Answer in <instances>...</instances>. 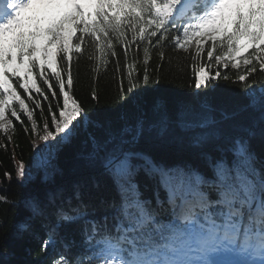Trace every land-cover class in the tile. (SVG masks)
<instances>
[{
	"label": "snow or ice",
	"instance_id": "1",
	"mask_svg": "<svg viewBox=\"0 0 264 264\" xmlns=\"http://www.w3.org/2000/svg\"><path fill=\"white\" fill-rule=\"evenodd\" d=\"M110 34L124 45V57L133 44L143 47L144 85L150 82L149 46L163 61L164 41L185 51L195 42L193 60L202 59L209 45L210 63L207 70L197 69L196 89H206L209 81L228 80V72L222 76L219 67L251 66L237 73V81L248 98L243 110L256 115L250 123H240L237 112L221 110L217 115L206 101L198 106L157 101L149 115L143 94L137 91L141 82L133 75L139 61H133L128 65L126 90L121 83L120 98L121 108L131 109L134 118L109 124L100 137L89 136L88 151L81 156L115 189L113 199L99 201L105 215L88 212L83 185L77 183L69 195L60 189L48 191L44 199L30 197L25 204L31 216L19 225L18 233L34 235L32 221L54 216V224H44L41 251H46L63 240V226L80 224L86 251L72 260L61 254L51 264H264V159L252 147L257 137L264 142V88L247 91L249 76L257 72L253 61L264 74V0H0V130L14 129L9 113L24 123L13 106L16 101L33 131L38 129L12 78L31 97L32 89L42 92L37 74L48 89L53 88L46 76L50 69L62 94V104L55 101L57 111H52V102L47 105L52 127L45 118L39 136L44 146L32 143L39 148L34 170L17 162L18 180L27 185L37 172L42 173V183L51 180L58 171L54 152L92 123L88 111L70 94L73 54L85 52L81 46L88 37L98 48L101 63L107 64L106 49L116 55ZM58 57L64 62L66 80L58 70ZM213 66L218 67L214 75ZM151 82L159 84V76ZM51 95L56 97L57 91ZM96 98L93 91L92 99ZM7 138L11 140L10 135ZM177 144L191 151L196 163L168 165L156 158L155 153ZM141 178L154 186V200L143 195ZM93 185L99 188L100 182L94 179ZM161 190L166 194L163 199ZM0 201L8 202L4 196ZM6 223L0 222V228ZM0 255L7 264L11 253L5 248Z\"/></svg>",
	"mask_w": 264,
	"mask_h": 264
},
{
	"label": "trees",
	"instance_id": "2",
	"mask_svg": "<svg viewBox=\"0 0 264 264\" xmlns=\"http://www.w3.org/2000/svg\"><path fill=\"white\" fill-rule=\"evenodd\" d=\"M174 31V30H173ZM127 32V37L131 40V33ZM80 35V33H77ZM113 47L116 52L115 56L111 55L110 50L104 58L108 60L107 64L101 63V54L88 37V41L81 47L85 49L84 53H74L72 61L73 87L70 94L77 99L92 117V123L82 126L80 133L73 138L72 142L66 144L59 152H54V163L58 169L55 175L47 183H42V173L37 172L35 179L25 185L18 180L16 176L17 162L22 161L26 169L34 170L36 153L39 148L44 146V142L39 139L43 135V123L45 118L49 119L50 115L47 109L49 102H52V111H57L55 101L59 100L62 104V94L58 91V84L55 77L51 75V70H46V76L53 88L50 90L43 83V78L36 75L37 84L41 87L42 92L36 93L31 90V97L19 88L16 78H12L13 86L17 88L21 98L25 99L29 110L34 113V119L37 123V131H33L31 121L28 120L27 114L20 110L18 101L13 103L24 121L21 124L14 117L11 118L14 129H10L8 133L0 130V196L7 198V203L0 201V222L7 221L4 228H0V254L6 248L11 255L7 259V264H51L52 260L61 254L72 260L86 251L83 244V235L81 233L80 224L65 225L60 229L62 241H58L54 246L49 245L46 251H41L42 241L46 238V229L44 224H54L55 217L49 216L45 220L32 221L35 227V234L18 233V227L24 222L29 221L30 211L26 207L25 202L32 196H38L44 199L48 191L63 189L66 195H69L74 184L83 185L84 201L87 204L89 213H93L96 217L105 215L106 209L99 203L101 199L111 200L116 196L112 182L107 177H103L98 171L88 168L81 159L82 154L88 151L87 140L89 136L95 135L100 137L104 134L105 128L109 124H119L125 119H133L134 114L131 109L121 108V83L125 90L129 81L127 78L128 65L133 61H139L136 65V71L133 73L141 83L137 91L142 93V102L144 108L151 115V108L157 102H163L171 106L176 101L190 102L198 106L200 102H207L217 111V115L221 110L227 112H237L240 123H250L256 115L251 109L244 111L248 104L246 91L237 81V73H245L251 66L241 65L240 69H234L229 65L227 70L219 67L221 75L227 71L228 80L218 79L215 83L209 81V87L206 89H196L194 87L196 80V71L201 66L209 65L206 53L209 45H205V52L202 59L193 60L195 55V42L193 47L187 51L184 49L173 48L168 41H164L166 47L165 59L160 61L156 49L152 46L151 59L148 63L150 82L147 85L142 83L143 77V47L137 48L133 44L128 52L127 57L123 56L124 45L110 34ZM155 38H153L154 40ZM75 43V40H74ZM143 45L145 42L138 41ZM254 51L251 49L249 53ZM219 49H217V54ZM247 53L246 55H248ZM215 55V54H214ZM120 63L117 64L116 61ZM253 64L257 67V72L252 73L248 78L250 87L247 91L253 89L264 88V74H261L259 65L256 61ZM157 65H162L159 71H155ZM57 67L61 74L67 77L64 71L65 65L61 58H57ZM99 69V71H97ZM207 70V67H206ZM218 70L217 66L211 68V74L214 75ZM159 76L160 83L155 84L151 81ZM22 82V81H20ZM65 90H68L67 87ZM51 91H57V96L52 97ZM96 92V99H92V92ZM47 95L48 100H44L43 96ZM39 105V107H37ZM43 109V116L41 115ZM99 125V126H97ZM27 128V131H25ZM38 133V134H37ZM11 136V140L7 137ZM39 139L41 146L34 149L32 147L33 140ZM252 147L258 157L264 159V142L257 137L252 142ZM156 158L168 165H174L184 162L196 163L192 152L184 150L179 144L173 145L165 152L155 153ZM100 182V187L93 185V180ZM141 191L146 198L154 200V186L150 181L141 178ZM163 199L166 194L161 190L159 193ZM75 203V202H73ZM6 229V230H5ZM65 243L68 247H65ZM86 259V257H85ZM5 258L0 255V264H4Z\"/></svg>",
	"mask_w": 264,
	"mask_h": 264
},
{
	"label": "rangeland",
	"instance_id": "3",
	"mask_svg": "<svg viewBox=\"0 0 264 264\" xmlns=\"http://www.w3.org/2000/svg\"><path fill=\"white\" fill-rule=\"evenodd\" d=\"M249 50H251V49H249ZM245 54H246V53H244L243 55H245ZM26 114H27V113H26ZM7 118L11 120V118L9 117V115H8ZM33 141H35V142L40 146V141H39L38 139H35V138H34Z\"/></svg>",
	"mask_w": 264,
	"mask_h": 264
}]
</instances>
